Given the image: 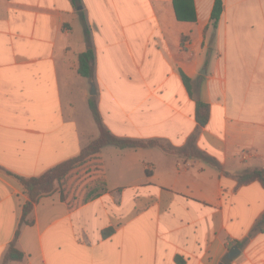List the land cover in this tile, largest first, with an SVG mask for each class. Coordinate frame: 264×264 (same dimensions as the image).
<instances>
[{"label": "crops", "instance_id": "crops-1", "mask_svg": "<svg viewBox=\"0 0 264 264\" xmlns=\"http://www.w3.org/2000/svg\"><path fill=\"white\" fill-rule=\"evenodd\" d=\"M176 1L182 18L175 0H0V264L28 199L10 172L78 155L99 134L81 119L92 97L113 134L157 144L103 147L98 190L83 199L73 174L72 208L41 198L6 264H264V186L238 181L264 168V0H223L217 27L215 0ZM90 47L94 83L78 72Z\"/></svg>", "mask_w": 264, "mask_h": 264}, {"label": "trees", "instance_id": "trees-1", "mask_svg": "<svg viewBox=\"0 0 264 264\" xmlns=\"http://www.w3.org/2000/svg\"><path fill=\"white\" fill-rule=\"evenodd\" d=\"M75 5H80L81 0H73ZM175 7L177 16L182 18L183 15L180 12V8L178 6V2L175 0ZM223 11V0H215L212 13H211V21L214 27H217L218 22L221 18V14ZM82 19L85 27V33L87 39H90V30L88 24L85 19V15L82 13ZM78 72L80 75L88 78L91 83L95 82V52L93 47H90L86 51L82 52L79 55V67ZM184 82L192 96H194L193 91V83L192 79H190L186 74L182 73ZM197 103V120L201 126L205 125L209 119V104L203 102L200 98H196ZM89 105L92 110L94 119L99 128V135L94 138H90L89 141L83 146L80 153L75 157L68 159L62 163H59L43 174L39 176L25 177L15 173L10 172V174L17 179V181L22 186L24 192L27 194L28 199L23 205V214L21 220L19 222V227L16 231L15 237L9 249L4 257V263L6 264L10 260H19L22 259L24 253L20 251L16 245L15 241L20 234V226L24 223H29V215L32 212L35 204H37L41 198L44 196L52 194L57 189H60L62 199L68 201L67 198V185L68 179L75 172H78L81 166H84L88 162H91L95 169L94 171L98 172L96 179V188L98 190L100 182L103 181L104 172L99 161V155L103 147L107 145H114L119 148H138V147H149L157 144L153 141H144L140 139L127 138V137H119L113 134L104 124L101 114L98 109L97 101L94 97L89 99ZM159 144V143H158ZM164 149L166 147L164 145L159 144ZM258 180L264 186V168L263 167H255L249 168L238 175V181L240 185L247 184L251 181ZM96 190V191H97ZM69 206L72 208L73 205L68 201ZM264 226V215L261 220L257 223L256 229H263ZM113 232V228L109 227L103 230V236L107 237ZM177 261L180 264V257L178 256ZM226 261V259H225Z\"/></svg>", "mask_w": 264, "mask_h": 264}, {"label": "rangeland", "instance_id": "rangeland-1", "mask_svg": "<svg viewBox=\"0 0 264 264\" xmlns=\"http://www.w3.org/2000/svg\"><path fill=\"white\" fill-rule=\"evenodd\" d=\"M87 107H88L87 108L88 115H85V113H82L83 117L81 119L82 120H85V119L88 118V121L94 123V131H95V129H98V133H99V128H98L97 123H96V121L94 119V116H93L92 110L90 108V105L88 104ZM94 169H95V166L91 162H88L84 166H81L78 169L79 170L78 172H75L74 173V176H73L74 177V181L77 182L78 188H80V186H82L81 187L82 190L85 191L84 193L81 192V196H83L82 197L83 199L86 198V195L87 196L89 195L88 194L89 193L88 191H90V189L94 188L95 185L97 184V183H94L93 182V181H95L97 179V175H98V172L97 171H94ZM91 177H93V178H91ZM89 179H91L92 185L90 184L91 182H89ZM73 192H74V194L77 193V191H74V190H73ZM76 202H79V201H76Z\"/></svg>", "mask_w": 264, "mask_h": 264}, {"label": "water", "instance_id": "water-1", "mask_svg": "<svg viewBox=\"0 0 264 264\" xmlns=\"http://www.w3.org/2000/svg\"><path fill=\"white\" fill-rule=\"evenodd\" d=\"M240 252H241L240 247L238 245H233L230 248L229 252L227 253L226 257L228 259H232V258L236 257Z\"/></svg>", "mask_w": 264, "mask_h": 264}]
</instances>
